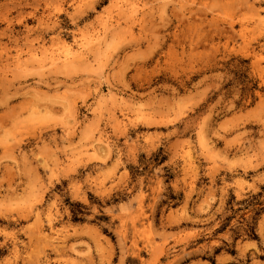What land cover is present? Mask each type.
Returning a JSON list of instances; mask_svg holds the SVG:
<instances>
[{
  "label": "rangeland",
  "instance_id": "1",
  "mask_svg": "<svg viewBox=\"0 0 264 264\" xmlns=\"http://www.w3.org/2000/svg\"><path fill=\"white\" fill-rule=\"evenodd\" d=\"M0 264H264V0H0Z\"/></svg>",
  "mask_w": 264,
  "mask_h": 264
},
{
  "label": "bare ground",
  "instance_id": "2",
  "mask_svg": "<svg viewBox=\"0 0 264 264\" xmlns=\"http://www.w3.org/2000/svg\"><path fill=\"white\" fill-rule=\"evenodd\" d=\"M136 9V8H135ZM131 16V15H130ZM129 19H130V17H129ZM128 19V20H129ZM116 20V19H115ZM131 20V19H130ZM130 22V21H129ZM116 23H117V21H116ZM111 26V25H110ZM255 28L256 29H259V28H257V26H255ZM98 36V35H97ZM96 36V37H97ZM91 38V37H90ZM98 38V37H97ZM96 39V38H95ZM87 41H89L88 39H87ZM80 42H84V41H80ZM93 41H91L90 43H88V44H91ZM96 43L98 42V41H95ZM95 42H93V43H95ZM84 44H85V42H84ZM88 44H87V46H88ZM63 46V45H62ZM84 48H85V45H83L82 43L81 44H77V45H75V48L74 49H72L71 47H68L67 45H66V48H64L63 49V54H59V53H57L56 54V57H55V59H60L61 60V62H62V64L64 65V64H67V62H69V61H72V60H75V59H77V58H80L81 56L83 57V51L82 50H84ZM88 49V48H87ZM87 54V53H86ZM85 56V55H84ZM82 59V58H81ZM52 60H50V62H51ZM52 64V63H51ZM123 115V114H122ZM124 116V115H123ZM98 137V141L97 142H99V143H105V140H103L102 139V136L101 135H98L97 136ZM98 143V144H99ZM106 145V144H105ZM93 149V148H92Z\"/></svg>",
  "mask_w": 264,
  "mask_h": 264
}]
</instances>
